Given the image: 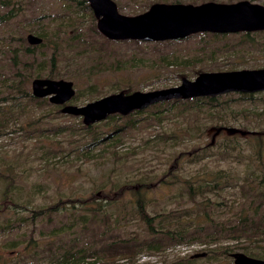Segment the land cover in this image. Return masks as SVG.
Segmentation results:
<instances>
[{"label": "rangeland", "instance_id": "374dc122", "mask_svg": "<svg viewBox=\"0 0 264 264\" xmlns=\"http://www.w3.org/2000/svg\"><path fill=\"white\" fill-rule=\"evenodd\" d=\"M114 1L117 2L119 11L125 15L141 13L154 2H165L163 0ZM183 1L184 3L194 1L195 4L205 2L203 0ZM217 1L234 2L238 0ZM253 1L264 5V0ZM78 2L79 0H9V3L0 5V16L7 19L0 24V66L6 64L14 48L22 49L28 44L26 39L28 33L38 36L42 34L48 39V44L37 49L36 55L38 54L39 59L44 55L46 57L44 75L51 69L50 57L54 52L53 45L58 42L55 49L57 61L53 66L58 75L55 73L54 76L49 78L71 80L75 92L79 93L82 99L78 101L71 100L68 103L83 105L90 101L87 97L93 88L90 89L88 82L74 71L76 65L71 63L69 59L81 49V46H77L78 41L75 36H81L87 42H95L96 34L91 27L93 22L92 10L83 9L82 4ZM10 9L13 10L11 15L9 13ZM56 35L63 36V38L64 35L66 37L75 35L71 39L73 47L69 48L66 42H62L61 37L57 38ZM218 37L210 35L201 38V34L197 33L181 40L168 42L165 45L155 44L153 41L141 42L137 45L135 42L115 44L113 46L115 49L126 52L128 55L135 54L136 57L140 58L138 65L128 70V73L107 71L89 78L88 81L97 80L95 82L98 83V87L101 89L96 93L98 95L94 99L120 92L118 89L119 84L128 80L136 86L135 90L149 91L178 85L182 79L180 75L183 73L188 74L184 77L194 79L197 75L191 74L190 70L183 65H179L175 71H173L174 66L170 65L168 69L173 71L170 72L166 67L160 70L154 68L151 65L152 60L156 58V60L163 62L165 66L172 59L178 62L197 56L200 46L224 47L223 44L233 46L240 43L242 39L239 33L225 34V36ZM254 39L259 44L255 43L253 46L251 43H244L245 45L241 47L244 50V52H241L243 53L242 56L233 52V49L223 53L219 52L214 59L199 61L195 69H202L203 71L227 70V65L235 67L234 69L264 67V32L255 34ZM90 51L79 55V60L82 61L84 56L90 54ZM68 56H70L69 59ZM142 62L146 65L141 66ZM150 65L151 67H149ZM9 76L8 71L0 70V90L1 84ZM34 78L32 77L27 84L29 92H31V82ZM39 78L48 77L41 75ZM255 99L258 100L233 103L229 101V108L234 110L232 113L235 114L232 117L229 114L221 117L213 114L210 118H205L206 113L199 115L197 121L188 124L190 134L175 139L172 138L171 134L178 132L179 123L177 121L180 120L179 117L172 118V116H168L159 120L150 117V114H143L142 118L138 120L133 128L129 129L119 142H113L103 150L99 148L90 154L83 151V154H81L76 150L70 152L68 149L78 148L79 142H73L72 144L62 142L61 146L66 145L64 157L55 154L52 155V158L48 156L46 163L49 165H45L44 161L34 157L31 152V141L24 138L23 132L7 133L0 137V160L2 158L14 160L15 155H10L19 154L17 161L20 164L19 170L31 175L23 176L17 173L24 180L18 179L22 182L26 180L41 182L43 184L42 188L45 189V191L42 190L34 194L36 197L35 203L46 204L52 202L58 196H71V198H77L78 200L92 199L94 192H97V196H100L102 190H111V183L117 181L119 186L128 188L125 193V200H130L131 191L129 187L131 184H143L149 199L147 208L152 214L160 211L180 212L186 210L184 207L192 205V201L185 192L180 191L179 185H170V181L174 180L173 177L182 180L189 178L202 180L209 171L223 170L241 178L246 176L258 180V177L264 174V167L258 164L260 161L258 158L259 153L264 155V92L256 95ZM42 112L41 109L35 107L32 115L38 116ZM78 119L82 120V117L74 115L70 117V115L64 114L59 119L49 120V124L76 122ZM22 125L24 126L23 121ZM185 125L186 123L182 124V126ZM217 125L237 127L247 130L249 133L246 135L238 133L239 135L233 138L232 135L223 130L213 137ZM156 135H160V137L156 138ZM76 139L77 137L74 135L72 141ZM208 143H210L209 147L212 154L205 157L201 155V152L202 148L208 147ZM225 150L226 153H224ZM5 154H8V156H5ZM178 154H180L178 161L171 165L172 160ZM262 159L264 160V156ZM168 169H170V173H168ZM161 178L165 180L162 182ZM22 182L20 183L22 185L21 189L25 192L28 190L30 182ZM5 187L6 181L0 177V205L3 204L2 194ZM28 194L31 195L32 193ZM239 195L237 188H226L220 197L211 193L208 196L213 200L216 199L222 202L220 208L227 216L230 214L228 206L238 205L241 199ZM196 199L201 200L202 198L196 197ZM20 201L24 203V196H20ZM107 211L113 213L112 219L104 221L99 219L100 231L105 230V232H110L111 235L122 233L124 236L136 235L142 232V224L133 216H128L126 212H119L118 206L114 209L109 207ZM28 214L29 212L26 210L19 211V215ZM182 214L185 215L186 213ZM13 216L14 212L4 213L0 215V220ZM87 218L89 225L90 215H87ZM55 219L57 223L53 221L48 224L46 222L47 218H44L37 225L36 230H33V226L29 221L22 223L20 227L14 230H8L4 225V221H2L0 230L5 229L0 232V264H55L49 251L43 252L41 259H39V253L36 256L34 255L37 250L35 248L37 243L43 247L49 243L53 244L54 241L61 238L60 236L53 237L51 233L54 226L60 221L58 217ZM110 234L107 233L105 236L108 237ZM209 244L211 243L181 244L152 255L144 252L139 253L135 257L134 263L233 264L230 257L219 259L209 255L207 252L210 248L219 246ZM224 244L232 243H221V245ZM202 251L207 253L205 257L194 258L195 262H188L191 255ZM103 263L99 261L96 264ZM108 264H130V261L123 259Z\"/></svg>", "mask_w": 264, "mask_h": 264}, {"label": "trees", "instance_id": "16d2710c", "mask_svg": "<svg viewBox=\"0 0 264 264\" xmlns=\"http://www.w3.org/2000/svg\"><path fill=\"white\" fill-rule=\"evenodd\" d=\"M163 1L184 3L183 0ZM203 1L218 2L217 0ZM6 3H9V0H0V5ZM78 3L82 4L83 9L88 8L91 11L87 0H79ZM191 3L195 4L194 1ZM12 12L13 10L10 9V15ZM3 17L0 16V24L7 20ZM91 17L93 19L91 27L96 34L95 42H87L81 36L66 37L64 35L63 38V36L56 35L57 38L61 37L62 42H66L69 48L73 47L71 39L74 36L77 38V46H81V49L74 53L71 58L68 56V59L70 58L69 61L76 65L74 71L88 82L90 89L93 88L87 97L90 101L94 100V97L98 95L96 93L101 89L98 87V83L95 82L97 80L88 81L89 78L107 71L128 73V70L138 65L140 58L136 57L135 54L128 55L113 46L127 42H135L137 45L142 42L139 40L108 39L99 32L93 13H91ZM259 32H264V30L240 32L242 39L240 43L233 46H228V44H223L224 47L200 46L198 57L195 55L192 58L178 62L172 59L165 66L163 62L153 58L151 65L154 68H159V70L166 67L170 72L175 71L179 65H183L190 70L191 74L198 75L200 72L205 71L195 69L199 61L214 59L217 53H223L231 49L237 55L242 56L243 53L241 52H244V50L241 47L245 45L244 43L248 42L253 46L255 43L259 44L254 39V35ZM198 34H201V38L210 35L219 36L218 38L225 36V34L211 32ZM41 36H43V40L40 44L32 45L27 42L29 45L27 44L22 49L14 48L6 64L0 66V70L8 71L10 74L9 78L1 84L0 90V137L7 133L23 132L24 138L31 141L32 154L44 161L45 165H49L46 163L48 156L52 158V155L55 154L64 157L66 145L61 146L62 142L65 144L79 142L78 148L68 150L70 152L76 150L81 154L83 152L90 154L99 148L103 150L107 145L119 142L129 129L136 125L143 114H150V117L159 120L168 116H172V118L179 117L180 120L177 121L179 123L178 132H173L171 136L174 139L180 136H188L190 134L188 124L197 121L199 115L206 113L205 118H210L213 114L218 117L229 114L232 117L235 114L232 113L234 110L229 108V101L231 103L245 102L246 100L254 102L258 100L255 99V96L264 92H230L213 97L197 96L189 99L164 100L144 109L134 110L127 115L110 114L105 120L93 124H84L83 120L80 119L76 122L49 124V120L59 119L65 114L61 111L62 105L49 102L47 97H35L27 88V84L32 77L39 78L43 75L49 78L54 76L55 73L58 75L53 67L57 61L55 49L58 42L53 45L54 52L50 57L51 69L44 75L47 60L45 55L39 59L36 51L46 46L48 39L40 34ZM174 41L166 40L154 43L165 45ZM87 51H90V54L84 56L82 61L79 60V55H83ZM145 65L146 63H141V66ZM170 65L174 66L173 71L168 69ZM234 68L227 65V70H234ZM185 75L188 74L183 73L180 77L184 78ZM119 86L120 92L125 94L136 91V86L130 80L120 83ZM80 99L82 98L76 92L71 100L78 101ZM35 107L43 111L38 116L32 115ZM67 115L73 117L72 114ZM22 121L25 127L22 125ZM184 123L186 125L182 126ZM219 127L223 126L217 125V128ZM74 135L77 139L72 141ZM238 135V133H235L231 137L235 138ZM155 137L159 138L160 135ZM207 146L202 148L201 152V155L205 157L212 154L209 147L210 143ZM224 153H226V150ZM180 154L172 160L171 165L178 161ZM14 155V160L4 158L0 160L2 162L0 164V177L6 181V187L2 194L3 204L0 205V215L14 212L13 217L0 220V228L2 227V221H4V225L8 230H14L20 227L22 223L29 221L33 226V230H36L37 225L44 218H47L46 222L49 224L53 221L57 223L55 218L58 217L60 221L54 226L51 233L53 237L60 236L61 238H58L53 244L49 243L43 247L37 243L35 245L37 250L34 255L36 256L39 253V259L43 256V252L49 251L55 264H96L99 261L108 264L123 259L129 260L130 264H135L134 259L139 253L144 252L152 255L165 251L172 246L191 245L200 242L219 245L217 248H210L207 252L215 258L227 259L230 257L229 253L240 250L247 255L264 259V174L260 175L258 180L246 176L241 178L223 170L209 171L202 180H192V178L182 180L173 177L174 180L170 181V185H179L180 191L188 195L192 205L184 207L186 210L180 212L160 211L152 214L147 208L149 199L143 184H131L129 187L131 191L130 200H125V193L128 188L119 186L117 181L111 183V190H102L100 196H97V192H94L92 199L78 200L77 198H71V196H58L52 202L46 204L35 203L36 197L34 194L42 190L45 191L42 188L43 184L35 180L22 182L21 180L24 179L18 176L17 173L23 176L31 174L19 170L20 164L17 163L19 154L10 156ZM5 156H8V154H5ZM263 156L259 153L258 158L260 161L258 164L261 167H264ZM168 173H170V169H168ZM18 178H21V180ZM160 180L163 182L165 179L161 178ZM21 182H30L27 191L24 192L21 189ZM226 188H237L241 198L238 205L228 206L230 214L227 216L220 208L222 202L216 199L213 200L208 196L211 193L220 197ZM20 196H24V203L20 201ZM196 197L202 199L197 200ZM117 206L119 212H126L128 216H133L142 224L141 233L124 236L122 233L111 235L110 232H105V230L100 231L99 219H103L102 221L111 220L113 213L107 210L109 207L114 209ZM23 210H26L29 214L19 215V211L22 212ZM182 213L186 214L183 215ZM87 215L91 217L89 225ZM4 229L2 228L0 232H3ZM107 233L110 234L108 237L105 236ZM225 242H231L232 244L221 245ZM188 262H195L192 255ZM172 264L183 263L174 262Z\"/></svg>", "mask_w": 264, "mask_h": 264}, {"label": "water", "instance_id": "95a60500", "mask_svg": "<svg viewBox=\"0 0 264 264\" xmlns=\"http://www.w3.org/2000/svg\"><path fill=\"white\" fill-rule=\"evenodd\" d=\"M87 1L99 32L111 40L160 42L178 40L201 32L223 34L264 30V5L249 0L230 3L206 1L199 4L154 2L148 9L135 15L122 14L114 0ZM27 42L37 45L42 42V38L29 34ZM260 91H264V67L204 71L194 79L184 77L178 85L171 87L136 90L128 94L111 93L83 105L68 103L76 93L71 80L34 78L31 82V93L35 97H47L49 102L62 105L63 113L82 117L84 124L100 122L114 113L127 115L164 100ZM223 130L230 135L249 133L226 126L217 128L213 137ZM206 254L202 251L192 256L197 258ZM229 256L233 264H264V259L241 251L231 252Z\"/></svg>", "mask_w": 264, "mask_h": 264}, {"label": "flooded vegetation", "instance_id": "af4514ba", "mask_svg": "<svg viewBox=\"0 0 264 264\" xmlns=\"http://www.w3.org/2000/svg\"><path fill=\"white\" fill-rule=\"evenodd\" d=\"M239 1V0H238ZM250 1V0H249ZM234 2H236V1H234ZM252 2H255V1H253L252 0ZM228 3H230V2H228ZM258 3V2H257ZM261 4V3H260ZM237 33H240V32H237ZM29 34H33V33H28L27 35H26V39H27V36L29 35ZM223 34H234V33H223ZM34 35H36V34H34ZM38 36V35H37ZM40 37V36H39ZM42 38V37H41ZM43 40V39H42ZM198 258V257H197Z\"/></svg>", "mask_w": 264, "mask_h": 264}]
</instances>
